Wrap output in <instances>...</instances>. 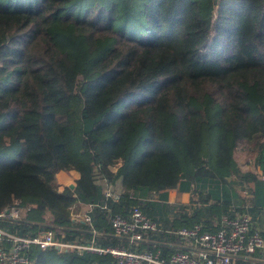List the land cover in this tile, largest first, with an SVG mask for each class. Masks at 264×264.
I'll return each instance as SVG.
<instances>
[{
  "label": "trees",
  "instance_id": "trees-1",
  "mask_svg": "<svg viewBox=\"0 0 264 264\" xmlns=\"http://www.w3.org/2000/svg\"><path fill=\"white\" fill-rule=\"evenodd\" d=\"M244 143L260 175L239 167ZM67 171L74 187L59 190L56 175ZM236 181L261 206L264 0H0V214L25 211L1 228L71 243L101 228L97 246L166 253L182 240L168 231L216 232L223 216L244 213L230 212ZM171 189L190 202L133 195ZM80 204L91 205L90 223L71 218ZM134 207L159 231L136 244L111 237V218ZM28 257L118 264L53 247Z\"/></svg>",
  "mask_w": 264,
  "mask_h": 264
},
{
  "label": "built area",
  "instance_id": "built-area-1",
  "mask_svg": "<svg viewBox=\"0 0 264 264\" xmlns=\"http://www.w3.org/2000/svg\"><path fill=\"white\" fill-rule=\"evenodd\" d=\"M105 199L116 202L117 193L110 189L104 191ZM88 205L87 211L91 209ZM25 216L22 208L13 207L0 214V220H19ZM83 221L90 223V216L83 215ZM113 235L126 237L131 243H139L147 234L159 231L158 224L148 219L138 207L131 209L129 217L115 215L110 221ZM251 217L240 214L234 218L223 216L216 232L203 231L196 225L191 229L180 228L168 231L175 237L188 242L193 250H175L163 253L160 250L139 251L116 247H100L85 241L82 243L56 240L51 231H39L35 235L22 236L14 231L0 227V264H33L29 260L31 247L40 250L55 248L59 253L65 251L109 254L118 264H236L240 254L252 255L256 250H264V238L251 229ZM80 253V254H81Z\"/></svg>",
  "mask_w": 264,
  "mask_h": 264
},
{
  "label": "crops",
  "instance_id": "crops-1",
  "mask_svg": "<svg viewBox=\"0 0 264 264\" xmlns=\"http://www.w3.org/2000/svg\"><path fill=\"white\" fill-rule=\"evenodd\" d=\"M258 168V167H257ZM72 173H70V175L73 177V181L76 177V175L73 173V171H70ZM256 172V171H255ZM257 174L261 173V170L259 169L257 172ZM61 178H64L63 176H65V172H60L58 173L56 176H59ZM67 186V185H64ZM63 186V187H64ZM74 186V185H73ZM60 187V185H59ZM63 187L59 188L62 189ZM133 195L137 198H141L143 197L144 199H150L153 202H157L159 204L161 203H166V204H175V205H187L190 200L192 195L190 194V192H179L176 189H171V190H167L165 192L162 193H158V194H154V193H147L146 195L144 193H138V192H134ZM253 200L249 201L247 198H245V201H243L241 203L240 208L244 209V213L247 212L248 215H250L251 217V229L252 231H257L261 234V236L264 238V194H263V199L259 200L258 203H262L261 206H255L252 202ZM232 208L230 207V212H232ZM87 212V209L85 210V213ZM243 213V214H244ZM101 228L97 229L98 232V238L100 237V242L102 243V241L104 242V239H102L101 237ZM94 235V233H92ZM108 235V234H106ZM109 235L111 237L117 238V239H122V240H127L124 237H116L114 235L111 234V232H109ZM102 239V241H101ZM178 242V241H177ZM174 243V242H171ZM167 243V245L169 246L170 249H168L166 252L168 251H175V250H193V247L186 241H179L178 243ZM123 246V244H121L120 242L117 243V246ZM134 248L133 250H137L139 249L136 245H133ZM130 247V245H129ZM131 248V247H130ZM141 250H147L149 249L147 246H144L142 248H140ZM243 262H242V261ZM236 264H264V250L262 251H256L255 253H253V255H246V254H240L237 257V261Z\"/></svg>",
  "mask_w": 264,
  "mask_h": 264
},
{
  "label": "rangeland",
  "instance_id": "rangeland-1",
  "mask_svg": "<svg viewBox=\"0 0 264 264\" xmlns=\"http://www.w3.org/2000/svg\"><path fill=\"white\" fill-rule=\"evenodd\" d=\"M80 84H81V78L78 77L76 86L79 87ZM237 149H238V151L235 154V159H236L239 167L241 168V170L242 171H251V170H253L254 172L255 171L257 172L259 170V168H257V166L254 163L255 150L252 147V145L245 144V143L244 144H240V145H238ZM112 168L114 169V167H112ZM70 173H72V172H70V171L65 172V176H63L64 178H61L60 175L56 176V184L58 185V187L60 185L59 188L63 187L64 185H67V186H70V187L74 185L73 177L70 175ZM260 174H258V175H260ZM232 186H233V189L237 192V195H238V197L236 199H234V201H232V204H233L232 207H233V211H234L236 208H240L239 205H241V203L243 201H245V198L249 197V194L247 192L243 191L244 185H242L240 183V181L233 182ZM59 190H61V189H59ZM193 198L197 199L198 197L196 195H193ZM144 200H147V198H145ZM87 208H88L87 206H84V205L80 204V206L77 207L76 210L74 208L75 211L74 210L73 211L75 212V214L73 213L71 218L75 219L76 221H81V220L83 221V215L85 214V210ZM91 232L96 234L93 237L92 241H93V243L97 244L96 240H95V237H98V233L94 229H92ZM61 236L63 237V234H61ZM46 249H49V248H46ZM65 253H68V251H65ZM80 253L81 252H79V254ZM101 255H105V254L101 253Z\"/></svg>",
  "mask_w": 264,
  "mask_h": 264
},
{
  "label": "water",
  "instance_id": "water-1",
  "mask_svg": "<svg viewBox=\"0 0 264 264\" xmlns=\"http://www.w3.org/2000/svg\"><path fill=\"white\" fill-rule=\"evenodd\" d=\"M73 186H71V188H72ZM8 212V211H7Z\"/></svg>",
  "mask_w": 264,
  "mask_h": 264
}]
</instances>
